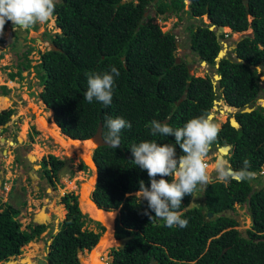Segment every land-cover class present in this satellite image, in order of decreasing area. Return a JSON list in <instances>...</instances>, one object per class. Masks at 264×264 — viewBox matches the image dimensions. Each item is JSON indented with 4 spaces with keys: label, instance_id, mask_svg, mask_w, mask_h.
Wrapping results in <instances>:
<instances>
[{
    "label": "trees",
    "instance_id": "obj_1",
    "mask_svg": "<svg viewBox=\"0 0 264 264\" xmlns=\"http://www.w3.org/2000/svg\"><path fill=\"white\" fill-rule=\"evenodd\" d=\"M150 3L155 14L173 13L180 20L185 15L202 18L208 13L217 29L202 21L190 24L189 34L194 53L221 76L216 84L211 74L190 72L187 58L177 62L175 33L163 31L153 21L151 10L146 14ZM188 5L185 7V0H59L54 15L61 31L52 40L61 50H45L36 66L43 86L39 96L70 140L88 139L100 122L106 137L110 117H123L132 125L121 131L120 147L99 145L92 155L97 168L92 199L100 208L119 210L114 224L116 237L132 234L124 247L112 250L110 264H145L152 256L157 264H264V107L260 104L252 111L234 114L240 127L233 126L229 118L224 121L213 145H231L228 159L234 169L249 160V170L256 173L254 180L213 179L191 208L185 207L193 196L186 195L181 211L188 225L183 228L166 227L155 216L149 219L144 214L147 201L136 194L140 182L150 187V180L147 171L133 163L131 147L152 139L175 144L174 135H151L153 120L181 127L202 112L211 113L215 99L244 108L264 95L263 72L257 69L260 65L264 70V0H190ZM226 25L232 31L252 27V33L238 41L235 55L217 60L225 35L219 29ZM17 66L18 70L9 72L10 79L22 77V70L31 64L26 59ZM111 66L120 72L111 105L95 99L89 103L84 98L88 75L110 71ZM10 90L1 85L0 95L5 99L0 104L8 103ZM14 110H0V125ZM33 130L37 131L34 126ZM176 152L177 156L183 154L179 145ZM64 163L53 154L43 157L42 166L51 184ZM79 167L86 169L87 165L81 162ZM61 201L66 214L58 229L51 230L45 257L49 264H80L78 248L97 246L102 230L86 226L78 194L66 192ZM236 203L247 204L251 225L245 233L237 228L239 220L232 213ZM20 212L14 201H5L0 207V262L20 254L22 246L39 238L47 228L46 223H29L23 228Z\"/></svg>",
    "mask_w": 264,
    "mask_h": 264
},
{
    "label": "rangeland",
    "instance_id": "obj_2",
    "mask_svg": "<svg viewBox=\"0 0 264 264\" xmlns=\"http://www.w3.org/2000/svg\"><path fill=\"white\" fill-rule=\"evenodd\" d=\"M148 12L150 11H147L146 14ZM151 14L153 15V21L159 24L163 31L169 30L174 33H179L186 21H188L189 25H198L202 21L209 23V19L204 17L190 18L185 15L186 13H184V19L178 22H176V14L165 16L164 13L155 14L153 11H151ZM42 25L46 27V24ZM57 30L59 31V28ZM220 31L225 33L221 39L222 48L226 47L228 49L227 52L234 55L233 49L231 48L232 45L235 44L237 39L252 33V27H248L245 31H232L231 29L223 27ZM41 32V28H36L35 31L32 30L30 33L33 37ZM6 33L7 31L0 33V37H3L0 40V54L2 55L0 59V87L6 84L11 90L6 95L8 97V103L6 105L4 103L0 104V110L11 107L15 110L7 121L6 125L8 127L3 130L2 125H0V160L2 163L0 166L2 169L0 170V175L7 173L6 176H8L6 178L7 182L3 185L0 179V207L4 206L5 201L8 199L17 202L21 207L19 219L22 222L23 228L29 223H34L32 217L41 208L45 209L48 213V217L45 218L47 219V228L45 231L42 232L39 238L22 246L20 254L16 257L21 262L22 260L20 258L31 257L36 260L46 256L51 230L58 226V223L62 221L66 214L61 197L64 193L73 191L78 194V200L80 198L82 207L85 210L83 212L87 217L86 226L95 231L102 230L101 240L97 246L95 245L91 249L84 248L79 252L80 264H86L85 259L88 255H92V257H89L88 264H110L112 260L111 252L118 244L115 238L116 236L114 235V224L119 210L100 208L92 199L91 194L97 180V168L92 157L94 143L90 139V142L86 140H70L72 138L69 139L68 136L63 134L64 132L62 133L61 128L54 121L52 109H49L40 98L39 93L43 86L36 67L39 62V51L36 50L31 53V66L22 71V77L16 76L14 79H10L9 72L17 70V57L15 53L4 48L3 40ZM175 51L179 57L190 55L192 58L189 62L191 72L196 75L211 74L214 77L216 72L214 68L210 67L207 63L203 64L200 57H197V54L190 50V48L183 49L182 46H178ZM259 71L263 72L262 75L264 74L263 69ZM262 75L261 78L264 84V75L263 77ZM254 104H261V100L257 99ZM211 113L220 126L229 116H234L233 112L227 111L226 103L221 99L215 101ZM33 126L37 130L36 132H34ZM18 136L21 137L19 141L15 140ZM3 137L7 138L5 143L3 142ZM13 139L16 141L14 145H17L20 151V157L23 158L24 163H27L24 169L12 163L13 153H11V149L13 147L8 141ZM30 154L35 155L36 158L30 159ZM48 154L56 155L65 160L63 167L57 173V179L54 177L55 185L46 181L43 178L42 171H36L33 166V164L38 165L42 158ZM221 154L220 147L217 145L213 146L210 150L209 172L213 177L216 175L213 168L214 161ZM222 155L228 158L229 150L227 149ZM81 162H85L87 165L86 169L79 167ZM21 173H24V178H26L22 185L24 191L20 192V194L17 193L16 199L14 200V178ZM28 173L31 175V178H29ZM39 180L43 184H41L38 190L36 184H40ZM255 185L257 186L258 184L256 183ZM10 186H12L11 190L7 191ZM199 192L201 191L196 192L197 197H194L195 199L200 197ZM232 213L239 220L237 228L245 233V230L251 225L247 204L236 203L235 210ZM97 222L104 226V229L99 228Z\"/></svg>",
    "mask_w": 264,
    "mask_h": 264
},
{
    "label": "clouds",
    "instance_id": "obj_3",
    "mask_svg": "<svg viewBox=\"0 0 264 264\" xmlns=\"http://www.w3.org/2000/svg\"><path fill=\"white\" fill-rule=\"evenodd\" d=\"M58 2L59 0H0V33H3L6 22H12L14 29L25 30L45 24L53 16ZM119 75L115 66H111L110 71L88 75L84 98L89 103L95 99L105 106L111 105L115 78ZM106 123L109 131L103 140L116 149L121 146V131L132 125L120 116L110 117ZM150 128L153 137L174 135L175 144L160 143L152 139L131 147L133 163L141 170H146L150 180V187H146L141 181L136 193L141 201H147L148 207L144 214L149 219L155 216L169 228L186 227L188 220L183 218L181 211L182 200L186 195L197 197L196 192L205 191L213 179L244 182L256 178V173L249 170V160L245 159L243 167L237 170L223 155L214 161L215 177L210 174L209 153L218 139L220 124L209 111L190 118L181 127L173 128L167 122L153 120ZM176 145H179L182 155L177 156ZM193 205L194 203L191 206Z\"/></svg>",
    "mask_w": 264,
    "mask_h": 264
},
{
    "label": "flooded vegetation",
    "instance_id": "obj_4",
    "mask_svg": "<svg viewBox=\"0 0 264 264\" xmlns=\"http://www.w3.org/2000/svg\"><path fill=\"white\" fill-rule=\"evenodd\" d=\"M154 1H156V0H154ZM152 7H153V3H150V6L147 9V11H150V10L153 11L152 10ZM164 14L166 15V13H164ZM175 16L177 17V21L176 22L182 20V19L181 20L178 19V17H179L178 15H175ZM190 18H193V16L192 17L190 16ZM49 23H52V24H49ZM45 24H46V27H43V25L38 24L35 27L30 28V29H27V30L21 29V28L14 29V26L10 25V22L8 23V25H6L4 27V30L3 31H7L6 36H5L4 40H3L4 41L3 44L5 45L4 48L5 49H8L10 52L16 54V57H17L16 66L19 63V61H23V60H26L27 59L30 62L31 61L30 60L31 59L30 58L31 57V53L33 51H36V50L39 51L38 57H39V62H40L41 61V54H42V52H44L45 50H47V49H49L51 47L53 48V45H55V44L53 43L52 38L55 37V34L56 33H58V32L61 31V28L57 25L54 14H53V16ZM36 28H41V31L42 32L40 34L32 37L30 32L32 30L35 31ZM57 28H59V31L57 30ZM189 31H190L189 24H188V21H186L185 22V25L182 27V29L179 31V33H175V39H176V46L177 47L178 46H182L183 49H189L190 48V50H192V48H191L192 42L190 40ZM185 32H187V33L185 34ZM35 42H37V44H35ZM236 42H237V40H236ZM222 47H223V45H222ZM232 49H233V52H234V48H232ZM227 54H229V53L227 52ZM175 55H176V57H179V56H177L176 51H175ZM234 55H235V52H234ZM188 56H190V55L189 54L186 55L185 58H187ZM197 57H200V56L197 55ZM181 58H183V57H180V61H181ZM190 61H188V62H190ZM30 64H31V62H30ZM188 69L191 72L190 63L188 64ZM17 70H18V66H17ZM215 73H217V72H215ZM220 77L219 78L213 77V81H214L215 84L220 79ZM216 100L217 99H215V101ZM227 104L228 103H226V106H227ZM253 105L256 106V104H253ZM6 124H7V122L2 126L3 127V130H5L8 127ZM6 139H7L6 137H3V142L4 143L6 142ZM15 140L19 141L20 140L19 139V136L16 137ZM15 140L13 139V140H9L8 141L9 144L13 147L11 149V153H13V155H12V158H13L12 163H14L16 165H19L22 169H24L27 163H24L23 158L20 157L21 154H20L19 149L17 148V145H14L16 143ZM222 146H226V145H222ZM221 148H225V147H221ZM15 149H16V151H15ZM220 152H221V150H220ZM225 152H221V153L223 154ZM222 154L219 155V156H222ZM229 155H230V150H229ZM39 164H40V166H38L37 168H35V167L34 168L36 169V171H38V170L42 171L43 178H45V180L48 181V178L45 175V172H44V169H43V166H42V160H41V162ZM1 165H2V163H1V160H0V166ZM33 166H34V164H33ZM0 170H2V169L0 168ZM3 171H4V169H3ZM6 174L7 173H5V174L2 173V175H0V179L2 180V185L7 182V179L6 178H8V176H6ZM28 176H29V178H31V175L29 173H28ZM19 178H21L22 185H23L24 180H26V178H24V173H21L16 178H14V180H15V187H14V194H13L14 200L16 199L17 193L20 194V192L24 191L23 186L21 185V187H19V185H18L19 184V180H18ZM39 182H40V184H38V183L36 184V186L38 187V190L41 187V184H43V182H41L40 180H39ZM11 188H12V186L8 187V190L7 191H10ZM7 201H11V200L8 199ZM58 225H59V223H58ZM47 247H48V245H47Z\"/></svg>",
    "mask_w": 264,
    "mask_h": 264
},
{
    "label": "water",
    "instance_id": "obj_5",
    "mask_svg": "<svg viewBox=\"0 0 264 264\" xmlns=\"http://www.w3.org/2000/svg\"><path fill=\"white\" fill-rule=\"evenodd\" d=\"M126 0H121V2H125ZM185 2H186V7L188 8L189 7V3H190V0H185ZM203 17L204 18H206V19H209V17H208V13H204L203 14ZM209 23H210V29H214V28H217V26H216V24H214V23H212L211 22V20L209 19ZM10 25H12V26H14L13 24H12V22H10ZM227 26V25H226ZM223 27H225V26H223ZM222 27V28H223ZM230 29H231V27L230 26H228ZM221 28V29H222ZM221 29H219V31L221 30ZM232 30V29H231ZM221 32V31H220ZM241 39V38H240ZM240 39H237V42L240 40ZM237 42L234 44V45H232V47L231 48H235L236 46H237ZM53 48L54 49H60L57 45H53ZM61 50V49H60ZM227 50L228 49H226V47L225 48H221L220 50H219V53H218V55H217V57H216V59L217 60H219L220 58H222V57H228V54H227ZM192 58L190 57V56H188L187 57V60L188 61H190ZM176 60H177V62H180V57H176ZM238 60H241V58H239L238 57ZM201 62L203 63V64H205L206 63V60H201ZM217 66L219 65V63L217 62V64H216ZM257 69L258 70H260L261 69V66L260 65H258L257 66ZM264 75V74H263ZM263 75H262V77H263ZM214 77L215 78H219L220 77V75L218 74V73H215V75H214ZM7 97V96H6ZM260 100H261V106H263L264 107V97H260ZM227 110L229 111V112H233V114H235L237 111H252L256 106L255 105H253V106H251V105H249V104H246L245 106H244V108H240V107H237V106H233V105H230V104H227ZM212 114V113H211ZM229 119H230V122H231V124L233 125V126H235V127H240L241 126V123L236 119V117H235V115L233 116H230V117H228ZM103 126H102V122H100L99 123V125H98V127H97V130L95 131V133L91 136V137H89L88 139H90V140H92V142L94 143V147H96V146H99V145H106L107 143L103 140ZM20 139V138H19ZM229 146L230 145H226V146H220V148L221 147H227V149L229 150ZM230 148H231V146H230ZM38 166H40V164H38V165H36V164H34V167L35 168H37ZM19 180V187H21V185H22V183H21V178H19L18 179ZM194 203V205H197V202H196V200L194 199V197H192V200L189 202V204H187V206H186V208H191V207H193V206H191L192 204ZM191 206V207H190ZM43 209V208H42ZM36 214H39V212H37V213H35L34 215H33V217H32V221L35 223V224H42V223H46L47 222V220H41V219H39L38 218V216L36 215ZM208 215H209V217L212 215V212H209L208 213ZM58 229V226H56V228H55V230H57ZM132 238V234H127V235H125V236H123V237H116V239H117V242H118V244H117V247H124L126 244H127V242L130 240ZM50 241H51V239H50ZM49 241V242H50ZM78 250H79V252L82 250L81 248H78ZM48 252H49V246L47 247V252H46V255L48 254ZM24 258H20V260H23ZM17 260V257L16 256H12L11 258H9V259H7V260H5V261H1V264H14V262ZM34 260V259H33ZM79 260H81L80 258H79ZM21 264H27V262H23L22 261V263ZM31 264H49V262H48V260L45 258V257H41V258H38V259H36L35 261H33V262H31ZM145 264H157V260L155 259V257L154 256H152L151 257V259L147 262V263H145Z\"/></svg>",
    "mask_w": 264,
    "mask_h": 264
},
{
    "label": "bare ground",
    "instance_id": "obj_6",
    "mask_svg": "<svg viewBox=\"0 0 264 264\" xmlns=\"http://www.w3.org/2000/svg\"><path fill=\"white\" fill-rule=\"evenodd\" d=\"M225 28L226 29H230L228 26H225ZM0 99H2V100H4L5 99V96H0ZM1 100V101H2ZM50 109V108H49ZM63 133V132H62ZM64 134V133H63ZM66 135V134H65ZM66 136H68V135H66ZM69 137V136H68ZM19 138H21V137H19ZM69 138H71V137H69ZM74 139V138H73ZM84 141V140H83ZM86 141H89L90 142V140L89 139H86ZM220 150H221V152H225V151H227V148L225 147V148H220ZM30 156V159H35L36 157H35V155H29ZM95 180V179H94ZM37 216H38V218L39 219H45V218H47L48 217V213L46 212V210L45 209H42L41 208V210L39 211V214H36ZM45 220H47V219H45ZM107 241V240H106ZM23 262H27V264H31V262H33V261H35V260H33L31 257H26V258H24L23 260H22ZM22 261L21 262H19V260H18V258H17V260L14 262V264H21L22 263ZM88 262H89V257L87 256L86 257V259H85V263L86 264H88Z\"/></svg>",
    "mask_w": 264,
    "mask_h": 264
}]
</instances>
